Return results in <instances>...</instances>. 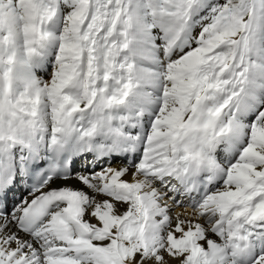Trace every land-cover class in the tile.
<instances>
[{
    "label": "snow or ice",
    "instance_id": "6c2138e0",
    "mask_svg": "<svg viewBox=\"0 0 264 264\" xmlns=\"http://www.w3.org/2000/svg\"><path fill=\"white\" fill-rule=\"evenodd\" d=\"M0 264H264V0H0Z\"/></svg>",
    "mask_w": 264,
    "mask_h": 264
},
{
    "label": "bare ground",
    "instance_id": "6f19581e",
    "mask_svg": "<svg viewBox=\"0 0 264 264\" xmlns=\"http://www.w3.org/2000/svg\"><path fill=\"white\" fill-rule=\"evenodd\" d=\"M37 75H38V76H41V77H44V78H47V77H46V74H45L44 71H40V70H38V71H37Z\"/></svg>",
    "mask_w": 264,
    "mask_h": 264
}]
</instances>
